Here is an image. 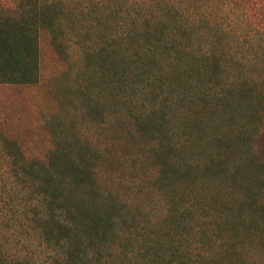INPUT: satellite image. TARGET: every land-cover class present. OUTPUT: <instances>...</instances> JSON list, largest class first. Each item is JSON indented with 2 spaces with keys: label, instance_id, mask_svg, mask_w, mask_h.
Wrapping results in <instances>:
<instances>
[{
  "label": "trees",
  "instance_id": "16d2710c",
  "mask_svg": "<svg viewBox=\"0 0 264 264\" xmlns=\"http://www.w3.org/2000/svg\"><path fill=\"white\" fill-rule=\"evenodd\" d=\"M42 30L96 138L60 114L42 164L0 134V262L264 264V0H0V84Z\"/></svg>",
  "mask_w": 264,
  "mask_h": 264
},
{
  "label": "rangeland",
  "instance_id": "374dc122",
  "mask_svg": "<svg viewBox=\"0 0 264 264\" xmlns=\"http://www.w3.org/2000/svg\"><path fill=\"white\" fill-rule=\"evenodd\" d=\"M50 39L43 30L40 32L38 77L35 83L0 84V134L10 142L17 143L30 160L42 164L48 161L50 152L55 148L54 142L58 135L61 136L58 130L53 133L51 125L54 117H60V114L66 115L64 131L67 134L78 132L79 127H86L93 135L92 139L96 138L95 121L90 112L80 105L75 104L74 108L70 104L76 94V81L80 80L78 73L83 63L80 46L72 40L65 46L57 47ZM81 108L82 115L79 113ZM260 115L262 117L264 113L261 111ZM137 176L138 172L132 177L135 179ZM143 213L150 216L154 212L144 210Z\"/></svg>",
  "mask_w": 264,
  "mask_h": 264
}]
</instances>
